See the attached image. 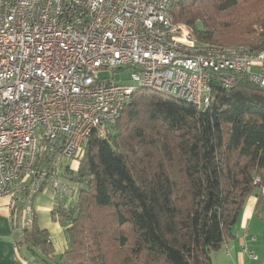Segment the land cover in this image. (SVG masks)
I'll list each match as a JSON object with an SVG mask.
<instances>
[{
  "label": "trees",
  "instance_id": "trees-1",
  "mask_svg": "<svg viewBox=\"0 0 264 264\" xmlns=\"http://www.w3.org/2000/svg\"><path fill=\"white\" fill-rule=\"evenodd\" d=\"M252 1L173 0L169 12L202 43L258 51L264 10L242 12ZM76 163L67 170L71 201L53 212L66 250L54 259L34 219L22 243L41 246L54 264H212L246 197L260 199L264 188V89L238 75L231 88L214 84L201 109L137 88ZM11 219L15 229L19 215Z\"/></svg>",
  "mask_w": 264,
  "mask_h": 264
},
{
  "label": "built area",
  "instance_id": "built-area-1",
  "mask_svg": "<svg viewBox=\"0 0 264 264\" xmlns=\"http://www.w3.org/2000/svg\"><path fill=\"white\" fill-rule=\"evenodd\" d=\"M172 3L0 0V196L19 215L18 238L36 193L50 191L55 204L73 196L68 167L92 136L105 137L137 88L201 109L214 84L231 88L238 75L264 89V47L202 43L173 20ZM127 68V79L99 76Z\"/></svg>",
  "mask_w": 264,
  "mask_h": 264
},
{
  "label": "crops",
  "instance_id": "crops-1",
  "mask_svg": "<svg viewBox=\"0 0 264 264\" xmlns=\"http://www.w3.org/2000/svg\"><path fill=\"white\" fill-rule=\"evenodd\" d=\"M70 201H64L63 204ZM32 207L35 214L32 227L42 230L50 238V254L57 260L68 247V241L63 227L53 217L55 202L52 193L48 190L36 193ZM263 212L264 194H261L260 199L253 193L248 195L234 225L232 238L225 241L221 251L215 252L219 264H264V256L261 259L257 256L253 260L243 250H257L260 255H264V242L258 241L259 234L263 236L264 233V228L260 227ZM11 215L10 198L0 196V264H54L49 256L39 253L41 246L22 243L23 236L18 238L15 234ZM16 239L20 240V244L15 243Z\"/></svg>",
  "mask_w": 264,
  "mask_h": 264
},
{
  "label": "rangeland",
  "instance_id": "rangeland-1",
  "mask_svg": "<svg viewBox=\"0 0 264 264\" xmlns=\"http://www.w3.org/2000/svg\"><path fill=\"white\" fill-rule=\"evenodd\" d=\"M251 8V9H250ZM256 8V9H255ZM254 9V11L255 10H264V0H254V1H252V2H250V3H248V4H245V6H244V8L242 9V12H244V13H247V10H253ZM257 10V11H258ZM255 28H259V26L258 25H256V27ZM129 74H130V71H129V69L127 68V69H124V70H117V71H104V72H100L99 73V76L100 77H102V78H107V77H110V76H114V78H116V79H127L128 78V76H129ZM76 162H74L73 163V167H75L76 166ZM69 200V198L68 199H65V203H67V201ZM260 218L262 219V223H261V228H264V212L262 213V215L260 216ZM264 230V229H263ZM262 234V233H261ZM264 234V233H263ZM261 236V237H260ZM258 241H259V243L261 242L262 243V241L264 242V239L262 238V235H260L259 234V237H258ZM222 248L223 247H221V249L219 250V251H221L222 250ZM251 251H254L255 253H256V256H259V258L261 259L262 258V256H264V255H260V253H259V251H257V250H252V249H250ZM217 253V252H216ZM215 252L214 253H212V255H211V260H213L212 261V264H219V261H217L215 258H216V256L218 255V254H216ZM256 259H257V257H256ZM254 260V259H253ZM43 264V263H42Z\"/></svg>",
  "mask_w": 264,
  "mask_h": 264
}]
</instances>
